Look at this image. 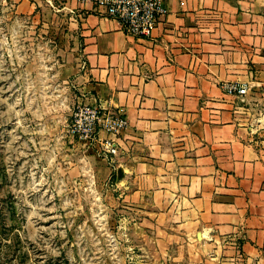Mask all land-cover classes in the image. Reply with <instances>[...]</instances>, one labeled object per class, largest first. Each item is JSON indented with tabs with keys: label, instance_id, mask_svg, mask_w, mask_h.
<instances>
[{
	"label": "crops",
	"instance_id": "0c3cea01",
	"mask_svg": "<svg viewBox=\"0 0 264 264\" xmlns=\"http://www.w3.org/2000/svg\"><path fill=\"white\" fill-rule=\"evenodd\" d=\"M69 3L79 103L126 116L119 153L104 163L154 234L155 259L264 264V0H165L150 38ZM243 84V96L226 89Z\"/></svg>",
	"mask_w": 264,
	"mask_h": 264
},
{
	"label": "rangeland",
	"instance_id": "374dc122",
	"mask_svg": "<svg viewBox=\"0 0 264 264\" xmlns=\"http://www.w3.org/2000/svg\"><path fill=\"white\" fill-rule=\"evenodd\" d=\"M69 1L0 0V264H163L115 170L66 132L83 87Z\"/></svg>",
	"mask_w": 264,
	"mask_h": 264
},
{
	"label": "built area",
	"instance_id": "2783aa9c",
	"mask_svg": "<svg viewBox=\"0 0 264 264\" xmlns=\"http://www.w3.org/2000/svg\"><path fill=\"white\" fill-rule=\"evenodd\" d=\"M102 10L116 20L125 34L136 38H150L153 29L167 9L165 0H77ZM239 96L246 94L247 86L231 85L226 88ZM127 128L122 110H104L95 105L78 103L72 111L67 134L75 138L97 156L108 160L119 153V140Z\"/></svg>",
	"mask_w": 264,
	"mask_h": 264
},
{
	"label": "water",
	"instance_id": "95a60500",
	"mask_svg": "<svg viewBox=\"0 0 264 264\" xmlns=\"http://www.w3.org/2000/svg\"><path fill=\"white\" fill-rule=\"evenodd\" d=\"M117 173L120 174L121 173V170H118Z\"/></svg>",
	"mask_w": 264,
	"mask_h": 264
}]
</instances>
